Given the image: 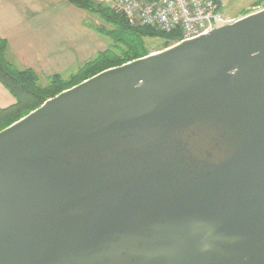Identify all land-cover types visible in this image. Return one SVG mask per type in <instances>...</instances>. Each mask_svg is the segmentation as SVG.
<instances>
[{"label": "water", "instance_id": "obj_1", "mask_svg": "<svg viewBox=\"0 0 264 264\" xmlns=\"http://www.w3.org/2000/svg\"><path fill=\"white\" fill-rule=\"evenodd\" d=\"M0 264H264V7L0 130Z\"/></svg>", "mask_w": 264, "mask_h": 264}, {"label": "crops", "instance_id": "obj_2", "mask_svg": "<svg viewBox=\"0 0 264 264\" xmlns=\"http://www.w3.org/2000/svg\"><path fill=\"white\" fill-rule=\"evenodd\" d=\"M98 1L113 7V0ZM91 14L96 15L68 0H0V36L8 41V59L17 68L33 69L39 81L70 77L108 48ZM15 102L0 81V108Z\"/></svg>", "mask_w": 264, "mask_h": 264}, {"label": "trees", "instance_id": "obj_3", "mask_svg": "<svg viewBox=\"0 0 264 264\" xmlns=\"http://www.w3.org/2000/svg\"><path fill=\"white\" fill-rule=\"evenodd\" d=\"M70 3L98 14L105 24L94 25L103 35L110 36L113 43L100 52L94 59L84 63L74 74L64 78L54 75L46 85L39 83L38 74L31 68H17L8 59V41L0 36V81L10 90L16 102L8 107L0 108V130L19 120L32 110L39 107L48 98L70 88L83 80L113 66L121 65L151 52L142 42L121 38V33L132 32L134 39L143 36H161L165 40L164 48L180 40L177 33H164L149 27H133L124 16L117 14L111 5L98 0H68ZM219 1V0H218ZM115 24V28H114ZM114 38L119 43L114 44Z\"/></svg>", "mask_w": 264, "mask_h": 264}, {"label": "built area", "instance_id": "obj_4", "mask_svg": "<svg viewBox=\"0 0 264 264\" xmlns=\"http://www.w3.org/2000/svg\"><path fill=\"white\" fill-rule=\"evenodd\" d=\"M221 0H113V9L133 27L177 33L180 40L207 34L235 21Z\"/></svg>", "mask_w": 264, "mask_h": 264}, {"label": "rangeland", "instance_id": "obj_5", "mask_svg": "<svg viewBox=\"0 0 264 264\" xmlns=\"http://www.w3.org/2000/svg\"><path fill=\"white\" fill-rule=\"evenodd\" d=\"M221 1L223 3V7H222L223 12L227 14L229 17L235 19L242 17L249 12L256 11L264 7V0H221ZM91 15L92 18L90 17L89 20L91 19L94 22H97L96 25L105 24L104 20L98 14L96 15L91 14ZM114 28H115V24H114ZM103 38L104 41L109 44L107 47L111 46V44L113 43V39H111V37L107 35H103ZM121 38L125 40L124 42H128L130 40L134 41V43L142 42V44H144L145 47L151 50V52L165 49L164 48L165 40L161 36L146 35L143 36L142 39L137 38L135 40L132 32L129 33L123 32L121 33ZM115 43H119L116 41V38H114V44ZM68 76L69 75H65V77ZM39 83L42 85H46L48 82L42 79L41 81H39Z\"/></svg>", "mask_w": 264, "mask_h": 264}]
</instances>
